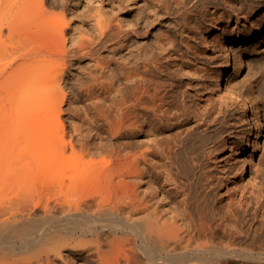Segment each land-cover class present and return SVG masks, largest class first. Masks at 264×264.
Listing matches in <instances>:
<instances>
[{
    "label": "bare ground",
    "instance_id": "obj_1",
    "mask_svg": "<svg viewBox=\"0 0 264 264\" xmlns=\"http://www.w3.org/2000/svg\"><path fill=\"white\" fill-rule=\"evenodd\" d=\"M119 9L0 0V264H264V0Z\"/></svg>",
    "mask_w": 264,
    "mask_h": 264
},
{
    "label": "rangeland",
    "instance_id": "obj_2",
    "mask_svg": "<svg viewBox=\"0 0 264 264\" xmlns=\"http://www.w3.org/2000/svg\"><path fill=\"white\" fill-rule=\"evenodd\" d=\"M70 1H73L74 6L76 8V13H77L79 19L81 20L82 24H85V26H87V27H90V18L93 17V14L96 12L97 9H101V10H104V11H111L112 8L119 7L120 8L119 9L120 12H122V8L124 7V0L123 1L122 0H70ZM112 2H114L115 4L112 5L111 4ZM77 20H78V18H77ZM87 33L84 35L85 37H87V36L89 37V32L87 31ZM67 36L69 37V34ZM103 54L105 55L106 52H104ZM244 61L245 62H244V65H243V69L241 70L240 75L236 79V82L239 83V86L241 85L240 83H242V81H247L250 77H252L254 71L256 70L257 62L258 63H264V44L260 45L257 51H253L252 49H250L247 52V54L245 55ZM88 65H89V62L87 60H85L83 62H79V63H74L73 65H71L68 68V74H66V76L64 77V79H65L64 81L65 82H63V85H64L65 89L68 88V90L66 91V93L67 92L68 93H67V97H66L67 101L65 100V102L62 105V108H63L62 112H63V117L66 120L67 125L69 123V119L73 115V112L76 113L75 106L74 105L71 106L70 105L71 103H68V102L72 101L74 99V97H73L74 93H76L79 90H81V88L79 89L80 84L82 83L83 78L85 80L86 75H87L86 73H88V70L90 69V67L88 68ZM83 69H84V72H83ZM85 70H86V72H85ZM233 70L234 69L231 68V70L229 71V73L227 74L226 77H233ZM69 71H71L72 74ZM84 75H85V77H84ZM71 77H72V79H69ZM69 80H71V81L69 82ZM77 80L80 81L81 83L77 82ZM75 81H76V83H75ZM258 81H259V78H257L255 80V83L258 82ZM72 83H75V84L73 85ZM77 83H80V84H77ZM76 84L79 87L76 86V92H75V88L74 87H75ZM71 85L74 86V87L72 88ZM69 86H70V88H69ZM71 88H72V92L69 91V90H71ZM77 89H79V90H77ZM70 94L72 95L71 97L73 99L69 97ZM72 107H74L75 111L73 110ZM261 113H262L263 127H262L261 132H260V134L258 136L259 150L257 151V153H255L252 156L256 163H259L260 160L263 159V157H264L263 156L264 155V112L262 111ZM67 119H68V121H67ZM221 128H222V131H224L226 129V125L224 123H222L221 124ZM249 137H250V132L247 134V138H249ZM208 169L210 170V174L213 177L214 181H216V180H223V181L227 180L225 177H227V174H229V172H230V168L227 165H225L224 170L219 172L216 168L213 167L212 163H209ZM217 175H220V177L218 176L219 179H218ZM221 175H224L225 177L224 176L221 177ZM229 175H232V173H230ZM250 177H251L250 174H248L246 179H249ZM249 187L250 186H248L247 188H249ZM245 190H247V189H245ZM251 203L252 202L250 201L249 205Z\"/></svg>",
    "mask_w": 264,
    "mask_h": 264
}]
</instances>
